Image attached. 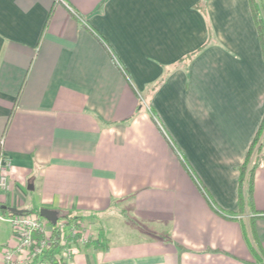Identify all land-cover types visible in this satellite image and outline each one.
Returning a JSON list of instances; mask_svg holds the SVG:
<instances>
[{
	"label": "crops",
	"instance_id": "obj_1",
	"mask_svg": "<svg viewBox=\"0 0 264 264\" xmlns=\"http://www.w3.org/2000/svg\"><path fill=\"white\" fill-rule=\"evenodd\" d=\"M263 116L251 0H0V215L69 214L108 242L65 264H264V160L239 208ZM17 242L0 218V264Z\"/></svg>",
	"mask_w": 264,
	"mask_h": 264
},
{
	"label": "built area",
	"instance_id": "obj_2",
	"mask_svg": "<svg viewBox=\"0 0 264 264\" xmlns=\"http://www.w3.org/2000/svg\"><path fill=\"white\" fill-rule=\"evenodd\" d=\"M11 158L0 157V196L10 188ZM2 207L0 199V208ZM18 237L15 246L4 249L1 264H65L78 253L91 233L81 220L58 219L52 223L38 213L0 215ZM87 226V225H86ZM52 251V252H51Z\"/></svg>",
	"mask_w": 264,
	"mask_h": 264
},
{
	"label": "trees",
	"instance_id": "obj_3",
	"mask_svg": "<svg viewBox=\"0 0 264 264\" xmlns=\"http://www.w3.org/2000/svg\"><path fill=\"white\" fill-rule=\"evenodd\" d=\"M251 7L255 17L259 39L261 42L262 52L264 56V19L259 16V2L257 0H251ZM212 32L209 35V39L195 52L184 57L180 63H189L212 43ZM100 37V36H99ZM104 40V39H103ZM264 160V116L261 124L251 142V145L247 151L244 162L239 166V208L240 211H244L245 208L254 205V180L255 172L261 166ZM264 214V213H262ZM70 221H75L78 217H73L69 214L65 215ZM86 246L93 248L94 250H107L108 242L104 237L91 236L85 243ZM52 252V251H51Z\"/></svg>",
	"mask_w": 264,
	"mask_h": 264
},
{
	"label": "rangeland",
	"instance_id": "obj_4",
	"mask_svg": "<svg viewBox=\"0 0 264 264\" xmlns=\"http://www.w3.org/2000/svg\"><path fill=\"white\" fill-rule=\"evenodd\" d=\"M259 2V16L262 17L264 19V0H257ZM212 32V31H211ZM215 42H217V38L215 35H212V44H215ZM210 45V46H211ZM200 48V47H199ZM145 97H147L148 99V102H149V98L148 96L145 94L144 95ZM156 117V116H155ZM156 120H157V124L159 126V128L161 129L162 133L167 137V139L170 141V143L174 146V148L177 150V153H178V156L180 157V159L185 163V158H184V154H183V149H180L181 147L179 146V142L175 139V137L172 135V137L169 136L170 134V129L168 128V126L163 122V119H159L158 117H156ZM180 148H179V147ZM182 150V151H181ZM186 164V163H185ZM191 165V164H190ZM189 166V165H188ZM193 167V166H192ZM191 166L188 167V172L190 173V175L192 176V178L198 182H199V175L197 174V172H195L193 169H192ZM194 168V167H193ZM195 169V168H194ZM201 180V179H200ZM79 220V219H77ZM70 221V220H69ZM76 221V220H75ZM85 224V227L88 229V231L91 233V236H95L94 234V230L91 228V226H88L85 222H83ZM87 225V226H86ZM90 236V237H91Z\"/></svg>",
	"mask_w": 264,
	"mask_h": 264
},
{
	"label": "water",
	"instance_id": "obj_5",
	"mask_svg": "<svg viewBox=\"0 0 264 264\" xmlns=\"http://www.w3.org/2000/svg\"><path fill=\"white\" fill-rule=\"evenodd\" d=\"M34 186L32 185L30 189H33ZM6 208L11 212V214H25L27 213L24 209H19L17 207H7ZM41 216L47 218L52 223H55L58 220V215H56L53 211H50L48 209H42L40 211Z\"/></svg>",
	"mask_w": 264,
	"mask_h": 264
}]
</instances>
